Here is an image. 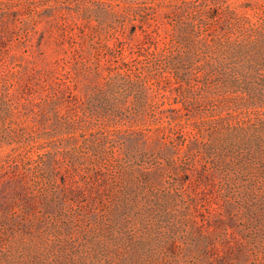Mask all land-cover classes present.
I'll list each match as a JSON object with an SVG mask.
<instances>
[{"label": "rangeland", "instance_id": "1", "mask_svg": "<svg viewBox=\"0 0 264 264\" xmlns=\"http://www.w3.org/2000/svg\"><path fill=\"white\" fill-rule=\"evenodd\" d=\"M1 95L0 264H264V0H0Z\"/></svg>", "mask_w": 264, "mask_h": 264}, {"label": "trees", "instance_id": "2", "mask_svg": "<svg viewBox=\"0 0 264 264\" xmlns=\"http://www.w3.org/2000/svg\"><path fill=\"white\" fill-rule=\"evenodd\" d=\"M259 28V26L256 28V29H258ZM240 45L241 46H238L237 45V55L238 56H242L241 54H240V51L243 49V45L240 43ZM9 104V100H6L5 99V96L4 95H1V97H0V106H3V105H8ZM5 107V106H4ZM15 160H11V161H9V165H6V166H11V167H14V168H18L19 167V165H18V163L16 162H14ZM22 178L23 177H21V176H18V180H17V182H22ZM21 184V183H20ZM13 186H16L15 185V183L13 184ZM14 188H16V187H14ZM18 189H21V187H17Z\"/></svg>", "mask_w": 264, "mask_h": 264}]
</instances>
